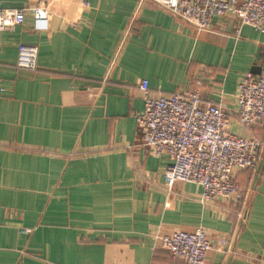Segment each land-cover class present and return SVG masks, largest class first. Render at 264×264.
<instances>
[{"label": "crops", "instance_id": "1", "mask_svg": "<svg viewBox=\"0 0 264 264\" xmlns=\"http://www.w3.org/2000/svg\"><path fill=\"white\" fill-rule=\"evenodd\" d=\"M42 1L46 32L28 13L0 31V264H186L156 236L198 226L214 243L236 236L204 264H264V152L236 174L238 207L203 202L194 184L167 190L166 158L139 143L134 117L142 79L154 95L197 90L233 110L241 76L264 71V34L235 37L224 16L199 30L150 0ZM19 44L37 45L35 69L15 66ZM253 134L264 142V127Z\"/></svg>", "mask_w": 264, "mask_h": 264}, {"label": "built area", "instance_id": "2", "mask_svg": "<svg viewBox=\"0 0 264 264\" xmlns=\"http://www.w3.org/2000/svg\"><path fill=\"white\" fill-rule=\"evenodd\" d=\"M150 1L199 30L211 29L214 19L224 16L232 19L235 37L244 26L264 34V0ZM27 13L34 31L49 29L50 10L42 0L29 10L5 8L0 0V31L21 25ZM37 55V45L19 44L15 66L33 70ZM138 88L143 101L134 115L139 143L148 153L166 158L163 180L167 190L177 182L190 183L201 188L203 202L238 207L242 191L237 172L257 171L263 159L264 142L253 130L264 127V71L241 76L233 110L221 102L202 103L197 90L154 95L146 79L140 80ZM232 119L246 135L232 131ZM237 216L242 218L240 213ZM235 239V235L222 236L214 243L202 226L156 236L163 250L186 264H204L211 250L231 252Z\"/></svg>", "mask_w": 264, "mask_h": 264}]
</instances>
